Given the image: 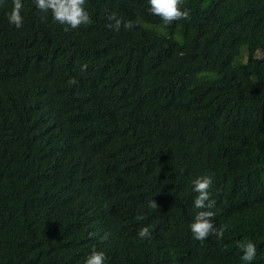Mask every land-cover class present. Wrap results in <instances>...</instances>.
I'll use <instances>...</instances> for the list:
<instances>
[{
    "label": "trees",
    "instance_id": "trees-1",
    "mask_svg": "<svg viewBox=\"0 0 264 264\" xmlns=\"http://www.w3.org/2000/svg\"><path fill=\"white\" fill-rule=\"evenodd\" d=\"M22 3L17 29L0 0V264H245L243 240L264 264V0H184L167 26L148 0H86L67 32ZM203 175L222 241L190 231Z\"/></svg>",
    "mask_w": 264,
    "mask_h": 264
},
{
    "label": "clouds",
    "instance_id": "clouds-1",
    "mask_svg": "<svg viewBox=\"0 0 264 264\" xmlns=\"http://www.w3.org/2000/svg\"><path fill=\"white\" fill-rule=\"evenodd\" d=\"M184 0H148L150 5L149 11L151 14L158 16L165 26L171 25L175 21L190 20V10L182 8ZM36 9L41 13L52 14V18L55 22L61 25H66L64 31L67 32L70 29L74 30L81 25H87L91 23L89 13L85 10L86 0H33ZM13 7L8 14V21L14 25L17 29L23 27V16L21 15L24 7L22 0H12ZM107 19L111 23L107 24L109 29L119 31L121 27L126 30H132L136 23L131 20H123L113 12L108 15ZM88 65L82 64L81 71H86ZM78 81L72 78L68 81L69 85H75ZM193 191L197 194L194 198L193 204L197 209H206L199 211L194 216L190 223V231L193 239L203 242L209 236H215L218 241H222L226 231V226L216 225L214 223L215 212L214 209L216 201L211 198L210 188L213 183V178L209 175L200 176L192 181ZM149 207L158 209V205L155 200L149 201ZM143 219V217H139ZM152 233L149 227H142L138 231V237L140 239H150ZM107 235L102 239L107 240ZM237 247L242 249L243 255L240 257L245 264H251L256 258V245L251 240H243L237 242ZM106 255L103 251H97L95 248L91 251L90 255L86 258L85 264H105Z\"/></svg>",
    "mask_w": 264,
    "mask_h": 264
},
{
    "label": "rangeland",
    "instance_id": "rangeland-1",
    "mask_svg": "<svg viewBox=\"0 0 264 264\" xmlns=\"http://www.w3.org/2000/svg\"><path fill=\"white\" fill-rule=\"evenodd\" d=\"M245 52H246V49L243 50V53H245ZM260 53H261V52L258 53V56H259V57H262V54H260ZM245 60H246V58H244V61H245ZM239 61H240V59H239Z\"/></svg>",
    "mask_w": 264,
    "mask_h": 264
}]
</instances>
